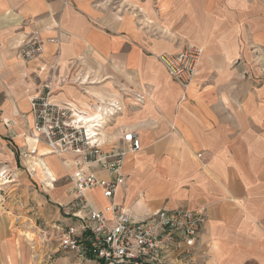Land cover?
<instances>
[{
    "label": "crops",
    "instance_id": "obj_1",
    "mask_svg": "<svg viewBox=\"0 0 264 264\" xmlns=\"http://www.w3.org/2000/svg\"><path fill=\"white\" fill-rule=\"evenodd\" d=\"M32 36L42 51L24 60L18 47ZM185 45L202 49L187 87L156 57ZM250 46L264 49V0H0V141L17 157L31 152L22 157L41 163L33 170L44 180L72 171L70 158L58 170L48 160L58 157L27 136L30 98L52 75V98L83 110L86 126L110 111L98 133L104 149L125 131L140 141L115 202L135 218L204 209L203 264H264V86L251 99L234 79ZM88 196L107 204L98 189ZM22 237L0 226V264L37 263L24 258Z\"/></svg>",
    "mask_w": 264,
    "mask_h": 264
},
{
    "label": "built area",
    "instance_id": "obj_2",
    "mask_svg": "<svg viewBox=\"0 0 264 264\" xmlns=\"http://www.w3.org/2000/svg\"><path fill=\"white\" fill-rule=\"evenodd\" d=\"M41 51L42 42L35 36L18 47L24 60L37 58ZM156 57L174 81L187 87L198 73L202 49L185 45ZM55 81L51 75L31 96L32 123L27 136L43 143L49 153L65 157L63 161H72V171L66 175L71 200L63 212L69 221L56 225L58 248L78 260L95 259L98 264H189L199 257L206 259V245L201 247L207 221L204 209L162 207L135 218L128 207L114 201L125 179V157L140 148V141L133 131H125L120 145L104 149L98 133L105 123L103 116L110 111L93 116V124L86 126L83 110L52 98ZM46 178L56 181L48 174ZM94 189L107 200L101 208L88 196Z\"/></svg>",
    "mask_w": 264,
    "mask_h": 264
},
{
    "label": "rangeland",
    "instance_id": "obj_3",
    "mask_svg": "<svg viewBox=\"0 0 264 264\" xmlns=\"http://www.w3.org/2000/svg\"><path fill=\"white\" fill-rule=\"evenodd\" d=\"M249 51V58L244 61L240 70L241 76L234 79H242L251 89L249 97L254 99L257 91H253L256 88L263 89L264 86V49L250 46ZM14 146H8L13 150L12 154L0 141V226L7 222L16 236H23L22 241L26 245L24 255L28 254V257L24 258L36 261V264H98L95 259L78 260L71 252L58 248L56 225L69 221L64 218L66 216L63 213L71 200L68 192L69 182L65 176L67 174L55 175L56 181L53 188L49 189V180H44L41 174L38 175V172L33 170L37 159L33 164L19 154L17 157ZM63 158L65 157L61 156L48 160L58 170L64 171L67 164ZM39 164L43 168L41 163ZM48 191L55 194L59 200L53 199ZM96 202L99 203L100 200L96 199ZM206 260L207 258L199 257L189 264H203Z\"/></svg>",
    "mask_w": 264,
    "mask_h": 264
},
{
    "label": "bare ground",
    "instance_id": "obj_4",
    "mask_svg": "<svg viewBox=\"0 0 264 264\" xmlns=\"http://www.w3.org/2000/svg\"><path fill=\"white\" fill-rule=\"evenodd\" d=\"M90 122L93 124V121H92V120H91ZM90 122H89V123H90ZM89 123H88V121H87V124H89ZM92 124H90V125H92ZM92 130H93V129H92ZM35 164H36V163H35ZM48 171H49V174H48V173H47V174L50 175L51 177H53L54 175L50 172V170H48ZM53 179H55V178L53 177Z\"/></svg>",
    "mask_w": 264,
    "mask_h": 264
}]
</instances>
